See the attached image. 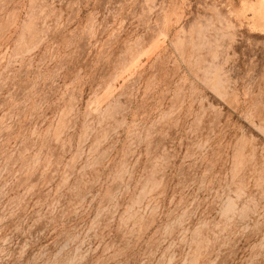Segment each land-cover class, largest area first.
<instances>
[{
    "label": "rangeland",
    "instance_id": "obj_1",
    "mask_svg": "<svg viewBox=\"0 0 264 264\" xmlns=\"http://www.w3.org/2000/svg\"><path fill=\"white\" fill-rule=\"evenodd\" d=\"M0 264H264V0H0Z\"/></svg>",
    "mask_w": 264,
    "mask_h": 264
}]
</instances>
